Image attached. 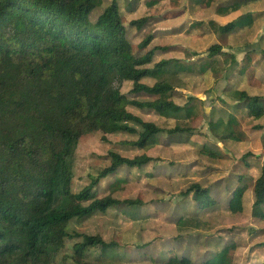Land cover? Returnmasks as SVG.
Returning <instances> with one entry per match:
<instances>
[{"label": "trees", "instance_id": "obj_1", "mask_svg": "<svg viewBox=\"0 0 264 264\" xmlns=\"http://www.w3.org/2000/svg\"><path fill=\"white\" fill-rule=\"evenodd\" d=\"M212 1L203 2L210 6ZM253 1L257 0H235L231 6ZM102 3L0 0V264L120 262L124 254L115 241H106L101 235L72 233L70 224L122 202L133 207L140 205L138 200L121 201L112 195L98 198L97 187L103 178L120 173L123 167L143 168L154 158L146 154L130 158L111 150L110 165L76 193L72 189L69 156L90 132H103L104 140L113 133L137 134L134 145L139 148L154 144L158 135L166 132L155 122L131 112L129 106L165 117L195 115L191 107L194 98L190 96L184 105L177 103L172 99L176 90L166 79L153 85L143 82L146 77H160L172 61H179L168 59L158 62L155 68L147 66L153 63L158 49L167 51L171 47L157 46L145 54H135L118 0H113L96 19L91 17ZM244 18L249 19L242 23ZM149 19H135L130 26L141 29ZM254 19L253 13L242 15L221 25L220 33L226 37ZM153 38L146 37L142 46L147 47ZM185 54L186 59L199 63L198 72L203 75L215 70L221 58L231 56L221 43L211 45L205 57L189 49H185ZM182 69L175 72H183ZM126 82L133 83L128 92L123 91ZM132 95L154 99L139 100ZM168 95L171 98L165 97ZM237 98L238 107L245 111L244 118L259 120L264 116L261 95L242 90ZM178 131L193 133L177 126L168 133ZM223 138L240 140L235 134ZM203 150L208 152L207 146ZM124 181L120 178L114 184ZM254 189V205H263L264 164ZM190 194L195 215L217 204L211 189L199 183L190 186L187 195ZM234 195L240 198L242 187ZM77 237L82 239L75 242L73 254L64 253L67 240ZM219 245L215 255L202 261L192 259L188 251L178 254L177 245L168 255L161 252L154 256L147 251L151 246L147 243L141 246L140 253L151 256L158 264H234L237 243ZM97 250L99 255L93 257Z\"/></svg>", "mask_w": 264, "mask_h": 264}, {"label": "rangeland", "instance_id": "obj_2", "mask_svg": "<svg viewBox=\"0 0 264 264\" xmlns=\"http://www.w3.org/2000/svg\"><path fill=\"white\" fill-rule=\"evenodd\" d=\"M102 1L101 6L92 11L93 19L113 2ZM118 1L135 54H145L157 46L171 47L167 51L158 49L153 63L147 65L149 68H155L162 60H179L172 61L160 77H146L143 82L153 85L166 79L176 90L172 99L177 103L184 105L190 96L194 98L191 107L195 115L192 118L165 117L129 106L134 114L165 128L166 132L145 148L134 145L137 134L113 133L106 135V140L100 131L85 134L69 156L73 167L72 189L76 193L110 165L111 150L130 158L146 154L154 160L143 168L123 167L120 173L103 178L97 187L98 198L112 195L121 201L138 200L140 205L133 207L122 202L106 212L73 220L71 232L101 235L106 241H115L124 254L115 264H158L151 256L141 255V246L147 243H151L147 250L150 255L157 256L161 252L168 255L177 245L178 254L188 251L192 259L202 261L218 252L219 243L230 241L237 243L234 264H263L264 204L254 205V186L264 164V116L259 120L244 118L245 111L238 107L237 96L239 91L245 90L264 98V43L263 50L259 42L245 44L247 39L241 35V27L232 36H222L219 23L211 21L216 5H211V9L204 0ZM142 17L150 18L144 27L130 26L131 21ZM198 19L203 24L194 27ZM248 19L244 18L242 23ZM149 35L154 38L144 48L142 41ZM252 39L259 40L257 35ZM214 43H221L225 51L231 53V58H221L215 70L203 75L198 72L199 63L186 59L185 49L205 57ZM181 68L183 72H175ZM193 69L197 71L193 73ZM132 86V82H126L123 91L128 92ZM131 98L154 99L147 95ZM176 126L189 128L193 133H168ZM232 134L240 140L223 138ZM204 146L208 152L203 150ZM120 178L125 181L115 185ZM194 183L209 187L217 201L198 215L192 213V194L187 195ZM239 187L243 195L235 198L234 192ZM81 239H68L64 253L73 254L75 242ZM97 255L99 250L93 257Z\"/></svg>", "mask_w": 264, "mask_h": 264}, {"label": "crops", "instance_id": "obj_3", "mask_svg": "<svg viewBox=\"0 0 264 264\" xmlns=\"http://www.w3.org/2000/svg\"><path fill=\"white\" fill-rule=\"evenodd\" d=\"M233 1L235 0H213L211 5L215 4L216 7L215 11L213 10L214 14L212 13V15H214V19L212 18L211 21H216L219 23L218 25L221 26L227 22L238 19L242 15L253 13L255 15L254 21L248 25L241 26L239 31H241V35H243L247 39L244 41L245 44H247V42H259L258 45H260L262 49V45L264 43V0L242 3L240 6L236 7L231 6V4H233ZM211 9H213V7H211ZM261 12H263V14H259ZM198 20H200L198 22H203L201 21V19ZM234 32L230 33L229 36L234 35ZM253 35H257L259 40L254 41V39H252ZM260 39L262 43H260ZM230 46L231 45H229L228 49H230ZM251 49H255V47ZM224 50H226L225 47Z\"/></svg>", "mask_w": 264, "mask_h": 264}]
</instances>
